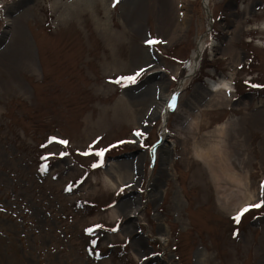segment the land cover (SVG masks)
<instances>
[{
	"label": "rangeland",
	"instance_id": "374dc122",
	"mask_svg": "<svg viewBox=\"0 0 264 264\" xmlns=\"http://www.w3.org/2000/svg\"><path fill=\"white\" fill-rule=\"evenodd\" d=\"M263 25L264 0H0V264H264ZM222 123L244 186L208 164Z\"/></svg>",
	"mask_w": 264,
	"mask_h": 264
},
{
	"label": "bare ground",
	"instance_id": "6f19581e",
	"mask_svg": "<svg viewBox=\"0 0 264 264\" xmlns=\"http://www.w3.org/2000/svg\"><path fill=\"white\" fill-rule=\"evenodd\" d=\"M182 3L187 4L188 0H182ZM208 3V0H205V4ZM185 8H187L186 5H184ZM187 15L188 12L185 11V13H183L182 15V19H180L179 23L177 24V29L174 30L173 34L170 35V41L174 40L175 38H177L183 31L186 25V20H187ZM263 30H264V25H263ZM203 56V46H201L199 52L196 54L195 57V64L192 68V70L190 71V77H192L195 72L196 67L200 65V61L199 58L201 59V57ZM198 69V68H197ZM164 71V70H163ZM193 74V75H192ZM209 85L211 86V91L212 92H216V91H224L227 93H234V87L233 84L231 82V79H224L221 80V82H211L209 81ZM161 101L158 103L159 105H161V113H163V118H164V124H167V119H168V115L170 113V111L172 110V105H173V98H175V102L174 105L176 104L177 101V94L174 95V97H170L168 98L164 93L163 95L160 96ZM227 127L226 123H222V124H218L216 126V129H220L221 133H220V137L221 141H220V145L221 148L220 150L217 148V156L218 160L217 161H209L208 164L211 166H216L214 164V162L218 163V167H212L211 169L213 170V172H215V175H217V181L219 180H223V179H227L229 178L233 183H239L241 186H244L246 183V177L243 176L242 174H240L236 167L233 165L232 160H231V156L234 154V150L232 149V146L226 142V140H224L225 137L228 136V130H225V128ZM170 136V133L167 130V126H166V130L165 133L163 134V138L165 142H168L167 138ZM230 145V146H229ZM251 199V196H247L245 201L242 202L241 208H244L245 206L249 205V200ZM124 207H127V204H123Z\"/></svg>",
	"mask_w": 264,
	"mask_h": 264
},
{
	"label": "snow or ice",
	"instance_id": "6c2138e0",
	"mask_svg": "<svg viewBox=\"0 0 264 264\" xmlns=\"http://www.w3.org/2000/svg\"><path fill=\"white\" fill-rule=\"evenodd\" d=\"M116 2L119 3V0H116ZM149 43H156V41H150ZM131 79H132L133 82L135 81V77H133ZM174 102H175V98H173V105L172 106H174ZM136 135L137 136H141L143 134L142 133H136ZM60 143H66V142L61 141ZM98 155H100L102 157L103 156V153L102 152L101 153H98ZM69 190H71V189L69 188ZM250 207H256V208L264 207V202H262L261 204H257V205L250 206ZM249 210H250L249 207L244 208L236 217H234L235 221L237 223H239L241 216H243L244 213L247 212V211H249Z\"/></svg>",
	"mask_w": 264,
	"mask_h": 264
},
{
	"label": "water",
	"instance_id": "95a60500",
	"mask_svg": "<svg viewBox=\"0 0 264 264\" xmlns=\"http://www.w3.org/2000/svg\"><path fill=\"white\" fill-rule=\"evenodd\" d=\"M190 75H191V74H188V75L186 76V78L188 79Z\"/></svg>",
	"mask_w": 264,
	"mask_h": 264
}]
</instances>
